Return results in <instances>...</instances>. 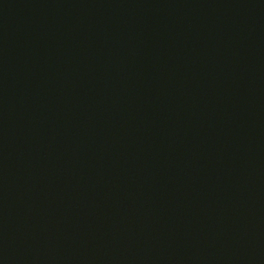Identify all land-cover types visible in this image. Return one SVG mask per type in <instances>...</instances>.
<instances>
[{"label": "water", "instance_id": "95a60500", "mask_svg": "<svg viewBox=\"0 0 264 264\" xmlns=\"http://www.w3.org/2000/svg\"><path fill=\"white\" fill-rule=\"evenodd\" d=\"M0 264H264V0H0Z\"/></svg>", "mask_w": 264, "mask_h": 264}]
</instances>
